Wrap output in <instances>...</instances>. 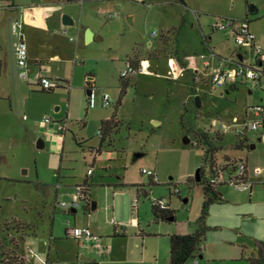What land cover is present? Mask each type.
<instances>
[{
	"label": "rangeland",
	"instance_id": "obj_1",
	"mask_svg": "<svg viewBox=\"0 0 264 264\" xmlns=\"http://www.w3.org/2000/svg\"><path fill=\"white\" fill-rule=\"evenodd\" d=\"M258 1L259 12H250L249 5ZM16 2L23 3L22 8L25 4H39L45 9L43 21L26 22V37L29 46L39 50L43 67L58 86L40 89L34 71L30 80L19 81L17 102H12L13 118L19 129L12 133L5 128L0 131V264H18L11 262L15 260L11 256L26 252L27 246L36 255L31 264H46L51 244V257L62 264H82V254L98 262L103 259L106 252H99L100 247L94 242L81 246L76 239L66 236L68 217H72L71 226L86 225L93 218L103 226L96 235L101 236L104 250L108 241H115V245L135 249L136 257L128 264H145L140 261L142 251L137 247V239H143L136 236L140 231L116 239L110 224V234H106L108 219L120 222L127 206H131V189L135 185H143L148 191L141 195V220L145 223L150 219V230L161 229L163 233L144 236L145 254L157 260V264H168L167 229L191 232L197 228L202 213L203 186L195 177L206 147L200 133L215 138L217 127L211 125L213 118L232 124L230 113L242 118L248 108L264 105V90L245 77L239 79L235 89L213 85L208 70L202 73L203 80L196 82L191 73L171 77V66L175 67L177 62L174 54L178 50L181 58L191 60L211 50L225 58L240 52L246 53L245 62L250 61L252 55L236 41L231 30L215 29L214 24L222 17L244 19L248 15L256 42L264 45V0H185L186 5L178 0ZM116 11L120 18L109 17V12ZM60 14L70 15L75 24H63ZM87 28L100 39L87 42ZM10 37L13 40L16 36L10 32ZM157 51L158 57L150 55ZM131 57L136 58L130 61L134 66H139L135 61L140 64L142 58L151 57L149 72L136 70L121 78L120 72ZM127 80V91L121 97L122 84ZM90 82L97 96L93 107L89 106L87 94ZM104 92L111 96L107 107L99 101ZM9 105V99H0V113L6 112ZM45 115L66 123L64 141L58 142L53 134L55 122L42 121ZM113 116L120 125L102 142L101 121ZM233 132L232 127L225 135L226 147L233 141ZM138 152L143 155L137 156ZM90 166L94 168L90 200L97 201L99 206L92 210L91 203L80 200L76 213L60 207L59 202H71L75 184L84 181ZM143 168L155 170L159 182L151 184V177L142 172ZM209 173L210 167L206 166V177ZM169 182L181 190L172 196L175 219L155 220L147 196L169 194ZM116 189L124 193L114 196ZM255 190H261L259 194L264 197V189L256 186ZM217 191L224 192L230 200L216 201L208 208L204 219V242L207 240L208 247L231 234L230 227L234 232L253 231L264 236V214L252 223L253 227L248 225L251 221L243 223V218H248L245 214H237L239 206L233 199L246 196L247 192L230 185H217ZM245 203L250 206L248 201ZM109 204L114 205V211L111 208L108 213ZM89 211L93 212L91 217Z\"/></svg>",
	"mask_w": 264,
	"mask_h": 264
},
{
	"label": "crops",
	"instance_id": "obj_2",
	"mask_svg": "<svg viewBox=\"0 0 264 264\" xmlns=\"http://www.w3.org/2000/svg\"><path fill=\"white\" fill-rule=\"evenodd\" d=\"M5 1L6 0H0V99H3V100L9 99L10 105H9V109L6 112L0 113V131H3V128H5L6 130L9 129V132L12 133V131L14 132V130L16 128H17V130L19 129L18 121H16L15 118H13L14 110L12 107L13 100L17 102V90L19 88V81L30 80V77L34 71V77L37 80L36 85H38V87L40 89H43L41 87V85L39 84L38 75L42 74L44 76H49L50 78H52V75H50V73H47V69H45V67H43V60H42V57H41L39 50L35 49L34 47H31V44L29 46V42H28L27 37H26V25H24V33H25L27 44H28V53H29V59H30L29 77L27 80H22L18 77V75H17L18 67H17V62H16V55H15V50H14V47L12 44V39L10 37V31H9L10 19L22 15L26 19V22L27 21H33V22L43 21L45 9L42 7V5H39V4H25V6L22 8L23 3H21V2H16V0L7 1V2H5ZM3 2H5V3H3ZM178 2L181 3L182 5H186L185 0H184V3L180 2L179 0H178ZM255 3H256V5L255 4L249 5V11L250 12H255L257 10H258L257 12H259V10L261 8V2L258 1ZM252 6H254V9H251ZM129 17L133 18V16H131V15ZM246 18H248L249 22L251 23V19L249 18L248 15L246 16ZM60 19L62 22V15L61 14L59 15V20ZM74 24H75V20H74ZM38 28H39V30H41L42 27L40 26ZM95 38L100 39V36H96L94 33V39ZM208 51H209V49H208ZM210 52H212V56H211L212 66L227 65V64H229L230 60L244 61V59H246V57H247L246 53H240V52H237L235 55L231 56V58L220 57L219 55L215 54L212 50L209 51L208 53H210ZM174 56H175V60L177 61V63H179L181 66L186 68L185 74L191 73V75H192L191 77H192L193 82L203 80V79H201L203 77L202 73H206L207 70H208L209 76H210L211 67L205 66L203 61L200 60V58H191V60H186L184 58H181V56L178 53V50H176V53L174 54ZM132 58L136 59L134 57H131L128 60V62H130L132 60ZM141 60H148L149 61L150 58H148V57L142 58ZM47 62H49V60H47ZM92 84L93 83L90 82L89 86L91 87ZM237 85H238V83L227 84L225 86H229L230 88L235 89V88H237ZM96 97L97 96L95 95V98ZM100 98H99V101L101 102ZM59 110H60V107L57 106L56 111H59ZM229 116H231L233 118H237L238 121H244V120L252 118L254 116L253 107L248 108L245 112V116L242 118L239 115H234L232 113H230ZM44 117L42 118V121L44 123H49V122H45L43 120ZM24 118L26 119L27 117H24ZM52 119L54 120L52 122H55V124H54L55 127L52 130L54 136L56 137V139H58V142L64 141L63 139L65 137V131L67 129V126H65L66 127L65 130H58V125L56 122H58V123L61 122L64 125H66V123L62 122L60 119H54V118H52ZM24 128H25V126H24ZM204 133H206V132H204ZM226 133L220 134V133L216 132V137L212 138V139H210V137L207 133L206 134H207L208 141H210L211 143H213L215 145L221 146V149L215 155L216 162L218 165L228 164V163L233 162L234 160L246 161L248 175L250 178H252L255 181V183H254V186L251 188V190L242 191V192H247L246 196H236L238 198L233 199V201L235 204H237L239 206V208L237 210V214L239 215V214L243 213V214H245L246 217H248V218H243L245 220V221H243V223L245 222L246 224H248V222L251 221V223L248 225H251L253 227L252 223L255 222L257 218L258 219L263 218L262 215L264 214V197L259 194V191H261V190H255L256 186H259L262 189H264V186L262 184V181L264 180V139L262 137V133H264V128H261L260 130H255V131H253V130L248 131L245 135V138L247 139V141L245 142L246 144L243 147L237 146V144L239 143V140L241 138L238 137L235 134V132H233V135H232L233 141L229 144L228 147H226L227 145H225L223 143ZM251 134H253L255 137H252ZM40 146H41V144H40ZM223 151H224L223 156L222 157L219 156V153L223 152ZM94 159H95V157H94ZM94 163H95V160L93 162V165H94ZM256 168H262L263 173L260 175L257 174ZM59 178H60V174H59ZM89 181L91 182V180H89ZM82 183L77 182L75 184L76 191H77V186L82 184ZM173 184H174L173 182H169V185H170L169 188L170 189H169V194H167L169 196L170 209H172L171 202L173 200V197H172L173 194H170V190H171V187ZM218 185H224L225 186L228 184L223 183V184H218ZM215 188L217 189V185L215 186ZM131 190H133V192H134L133 193L134 195H133L132 200H131V206H129L130 204L127 206L126 210L123 212V215L120 219V222H116V221L113 222L112 221L113 219H108V222H107L108 223V225H107L108 233H106V234H110L109 233L111 230L110 224L113 225L114 232L117 235L116 239H118V238L124 239V238H127L129 234H131V235L136 234L138 231H140V234H138V233L136 234L137 237L142 236V238H143L142 240L137 239V247H139L140 250L142 251V253H141L142 259H140V261L142 263H145V264H157V260L153 261L148 255L145 254V248L147 247V242H146V239L144 238V236L152 234V233L157 234V236H158V235L163 234V233H161L162 230L157 229L155 231H151L150 225H149L150 219H149V221H146L145 223H143V221L141 220V217H140V204L142 202L141 201V195H143L144 193L145 194L148 193L146 187H144L143 185H135V186H133V189H131ZM76 191L72 194V197L76 193ZM237 191H239V190H237ZM121 192H122V189L113 190V195L114 196L118 195ZM122 193H124V192H122ZM180 193H181V190H180ZM219 193H220L221 198H222L220 201H223L225 199H227V200L229 199L228 197L225 196L224 192L221 191ZM90 194H91V187H90ZM136 196H139L140 203L136 208H134L132 206V201ZM152 196L150 194L147 197L150 200V198ZM160 196H166V195L164 194V195H160ZM160 196H155V197H160ZM113 201H114V199H113ZM184 201L187 202L188 198H185ZM246 201L249 202V204H250L249 207L245 206ZM91 202L92 201L90 200V203ZM150 202H151V200H150ZM60 203L61 202H59L60 207H63V208L67 207V206H62ZM98 206H99V203L96 201V208ZM77 207H73V208L68 207V208L70 209V211L72 213H76ZM111 208L114 211V205L113 204L107 205L106 206V212L111 210ZM88 215H89V217H91L93 215V212L89 211ZM68 219L70 220V224H71L72 223V217H68L67 220ZM92 219L93 218H91V221H89V223L86 225L75 224V226L89 227L94 234H99L97 232H99V230L103 229V226L97 222H94ZM169 221H171V220H169ZM68 227L69 226H68L67 221H66V229H65L66 236L73 238L70 235H68ZM230 228H232V229H229L231 234H229L227 237H225L223 239L218 240L215 243H212V245L210 247L207 246V242H206L207 240L205 242H204L205 239L203 240L204 243L202 242L201 252L198 255L200 262L207 261L208 264H259L256 262V260L259 259L260 257L264 258V236L263 235L261 236L255 232H253V231H246L247 232L246 233L245 231H237L236 230L237 232H234V230H233L234 228L233 227H230ZM214 229H216V228L214 227ZM193 231H191V232H193ZM167 232L168 233H166V235L168 236V238H169V235L172 233H183V234L184 233H191L189 229L177 230V229H173V228H168ZM31 233H33V232H31ZM51 234H52L51 236L53 237V233H51ZM29 236L30 235H27V237H29ZM97 236L99 237L98 240H94V239H88V240H83V241L78 240V239H76V240H77L78 245H81V246L84 245L85 242H94L95 244H97L100 247L99 252H102V253L106 252V254H103V256H102L103 259H99L100 263L97 261L98 264H102V263L111 264V263H116V262L121 263V264H128V263H132V261H134V258L136 257L135 256V252H136L135 249L124 248L123 245H115V243H114L115 241L114 242L108 241L106 249L104 250V248L100 244V241H102L101 236H99V235H97ZM25 238H26V235L24 236L23 239H25ZM102 239H104V237H102ZM106 240H108V238ZM53 246H56V245H53ZM51 248H52V244L49 245V250L47 253V260L45 263L46 264H62L60 261L54 260L51 257ZM91 249H92V247H91ZM60 250H62V249H60ZM82 255H85V254H82ZM105 255L106 256L108 255V257L106 258ZM13 256H22V258H23L26 256V252H24V250H23L21 253H19V251H18V252H15ZM35 258H36V255H35ZM169 258H170V243H169ZM81 260H82V258H81ZM93 260L96 261L98 259L93 258ZM83 263H84V261L82 260V264ZM66 264H76V262L71 261L70 263H66ZM168 264H169V260H168ZM188 264H194L193 260L192 259L189 260Z\"/></svg>",
	"mask_w": 264,
	"mask_h": 264
},
{
	"label": "built area",
	"instance_id": "obj_3",
	"mask_svg": "<svg viewBox=\"0 0 264 264\" xmlns=\"http://www.w3.org/2000/svg\"><path fill=\"white\" fill-rule=\"evenodd\" d=\"M109 17H118L120 18V14L118 11L109 12ZM26 23V19L24 16H18L10 19L9 23V31L12 32V35H15V39L12 40V44L15 50L16 62H17V75L22 80H27L29 77V53H28V44L26 41L25 33H24V25ZM215 29H228L231 30L233 35L236 37V41L245 47H247L248 52L252 55V59L248 62L244 61H233L230 60L227 65H219L212 66L211 56L212 52H202L200 55V59L203 61L204 65L207 67H211L210 70V79L211 83L218 87H223L227 84H236L239 82V79L245 77L250 80V82L254 86H259L264 90V45L256 42L255 35L250 30V22L248 19H236V18H228L222 17L214 24ZM154 37L156 33L153 34ZM74 40L73 37L70 38ZM147 62V63H146ZM175 63V62H174ZM149 61L141 60L139 66H134L131 62H127L126 68H124L120 72L121 77H128L130 73L138 70L141 72H149ZM186 68L183 66L176 65L175 67L171 66L170 76L171 77H180L185 74ZM39 84L43 89H53L58 86V83L49 76H44L42 74L38 75ZM89 96V106L93 107L96 104L95 93L92 90ZM101 104L105 107L111 104V96L108 92H104L101 99ZM254 116L252 118L246 119L244 121H238L237 118H233L232 124L221 121L218 118H213L211 120V125L217 127V132L220 134H224L231 130L233 127L235 134L238 137H243L246 135L248 131L252 130H260L264 128V105H256L253 107ZM26 117V115H24ZM45 122L53 121L52 117L46 115L43 119ZM58 130H65V126L63 123H58ZM262 137L264 139V133H262ZM94 172L93 166H90L87 170V175L90 176ZM142 172L151 177L153 182H159L158 174L153 169L143 168ZM257 174H262V168H256ZM207 181L216 186L218 184L226 183L236 190L244 191L251 190L254 186L255 181L249 177L247 170V163L244 160H238L235 164V169L231 171V169L223 170L220 167L215 168L212 172L210 170L209 175L207 176ZM264 186V180L262 181ZM83 186L82 184L77 186V191L73 195L71 202L63 201L60 204L62 206H67L69 208L77 207L82 197ZM179 194L180 188L175 186L174 184L171 187L170 194ZM151 203L155 205L157 208L161 210H169V196H160L155 197L152 196L150 198ZM140 203L139 196H136L132 201V206L136 208ZM115 222V220H112ZM68 224V235L78 240H88L94 239L98 240L99 237L92 232L89 227L82 226H71L70 220H67ZM35 258V253L33 248L27 246L26 256L23 257V261L21 264H31L30 260ZM194 264H208L207 261L200 262L198 255L193 259Z\"/></svg>",
	"mask_w": 264,
	"mask_h": 264
},
{
	"label": "trees",
	"instance_id": "obj_4",
	"mask_svg": "<svg viewBox=\"0 0 264 264\" xmlns=\"http://www.w3.org/2000/svg\"><path fill=\"white\" fill-rule=\"evenodd\" d=\"M179 1L184 3V0H179ZM244 19H248V18H244ZM157 53L158 51L155 52V54L151 52L150 55L154 57H158ZM135 63L136 65H139L138 60L135 61ZM121 78H126V77H121ZM128 84H129L128 80L123 82L121 87V97L126 93ZM121 97L119 98V103H121ZM118 121L119 120L116 118V116L107 119H102L101 127L99 129V134L101 135L102 142L106 141V139L110 137V135L119 127L120 124L118 123ZM200 134H201L200 137L203 138L206 144V147L204 148L203 162L200 166V172H199L201 179L200 181L196 180L197 183L202 184L203 186L204 200L202 204V213L197 221V228L193 232L184 233V234L172 233L169 235V243H170L169 264H188L189 260L193 259L194 257L200 254L201 244L205 239L206 228L204 226V219L208 213L207 212L208 208L214 202L220 201L222 199L220 193L217 191L215 186L207 181V177L204 174L205 167L209 166L212 172L217 167H220L223 170L231 169V171H233L235 169V164L237 162L236 160H234L233 162L228 164L218 165L216 162L215 155L221 149V146L215 145L210 141H208L206 133L201 132ZM246 141L247 139L245 138V136L241 137L237 146L243 147L246 144L245 143ZM98 153L100 154L101 152ZM90 177L88 175L85 176L84 182L82 183L83 192L81 197V200H86L89 205H90V187H91V182L89 181ZM155 183L157 182H153L151 180V184H155ZM152 212L155 220H168V218L171 216L175 217L174 210L172 209L161 210L153 204H152ZM11 257L15 258V260L11 261L10 260ZM11 257L9 258V261L11 262L21 264L23 261L22 256H11ZM256 262L259 264H264V258L260 257L259 259L256 260Z\"/></svg>",
	"mask_w": 264,
	"mask_h": 264
},
{
	"label": "water",
	"instance_id": "obj_5",
	"mask_svg": "<svg viewBox=\"0 0 264 264\" xmlns=\"http://www.w3.org/2000/svg\"><path fill=\"white\" fill-rule=\"evenodd\" d=\"M251 9H254V6H252ZM129 21L132 22V18L131 17H129ZM62 22L65 25H73L74 24L73 18L70 15H68V14H63ZM93 39H94V33H93V31L91 29L88 28L86 30V41L89 42V41H91ZM91 92H92V89L91 88H87V94L90 95ZM136 155L137 156H141V155H143V153L138 152V153H136ZM199 172H200V168L197 169L196 174H195V177H196L197 181H200V179H201V176H200ZM91 208L92 209L96 208V201L95 200H93L91 202ZM174 218H175L174 216H171V217L168 218V220H173ZM81 258L84 261L83 264H98L97 261L93 260L92 256L82 255Z\"/></svg>",
	"mask_w": 264,
	"mask_h": 264
},
{
	"label": "bare ground",
	"instance_id": "obj_6",
	"mask_svg": "<svg viewBox=\"0 0 264 264\" xmlns=\"http://www.w3.org/2000/svg\"><path fill=\"white\" fill-rule=\"evenodd\" d=\"M147 63V62H146Z\"/></svg>",
	"mask_w": 264,
	"mask_h": 264
}]
</instances>
